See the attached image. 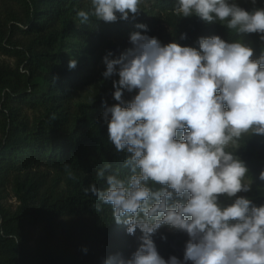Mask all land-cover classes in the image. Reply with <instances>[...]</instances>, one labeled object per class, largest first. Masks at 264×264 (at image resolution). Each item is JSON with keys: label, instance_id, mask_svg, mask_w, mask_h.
Instances as JSON below:
<instances>
[{"label": "clouds", "instance_id": "1", "mask_svg": "<svg viewBox=\"0 0 264 264\" xmlns=\"http://www.w3.org/2000/svg\"><path fill=\"white\" fill-rule=\"evenodd\" d=\"M252 4L246 10L235 0H176L172 11L219 21L264 42V7ZM140 5L141 0H91V8L76 10V17L82 24L90 17L127 21ZM135 27L131 47L115 58L108 53L102 74L105 80L118 77L117 103L105 101L102 115L108 140L125 154L127 174L104 163L96 179L106 187L93 182L83 191L95 197L96 212L110 206L112 219L126 225L128 235L139 229L140 244L129 258L115 253L102 264H264V205L238 195L249 192L252 182L245 163L229 150L245 135H264V50L253 59L250 46L216 35L199 38V49L162 44L144 34L147 25ZM76 66L70 59L68 67ZM125 92L133 94L130 99ZM64 167L77 180L71 166ZM259 179L264 181V170ZM222 196L231 202L222 204ZM165 225L188 237L182 260L165 259L157 250L153 237Z\"/></svg>", "mask_w": 264, "mask_h": 264}, {"label": "trees", "instance_id": "2", "mask_svg": "<svg viewBox=\"0 0 264 264\" xmlns=\"http://www.w3.org/2000/svg\"><path fill=\"white\" fill-rule=\"evenodd\" d=\"M8 1L18 10L9 11L5 20L0 17V54L15 61L0 62V264H102L115 253L129 258L140 244V230L128 235L126 225L112 219L110 206L96 212L95 197L83 191L93 182L101 190L106 187L96 179L104 163L121 176L127 174L122 167L125 154L117 153L108 140L102 115L105 101L108 106L117 103L113 80L118 77L105 80L106 66L94 72L108 53L115 58L131 47L129 40L119 43L114 38L138 31V23L151 31L152 20L129 17L106 23L90 17L82 24L76 10H89L91 0ZM150 1L165 11L164 27L153 35L162 44L175 41L199 49V38L216 35L242 41L256 51V58L264 50L219 21L177 17L172 11L176 0ZM235 2L246 10L253 7L252 0ZM255 6L264 7V0H256ZM70 59L77 61L74 69L68 67ZM95 76L108 94L73 105ZM132 95L125 92V99ZM27 110L39 113L32 123ZM255 139L264 151V135ZM65 164L77 180L67 176ZM9 191L18 201L15 208L6 202ZM245 194L255 205H264V181L258 176ZM168 228L160 231L165 234ZM161 237H153L160 255L182 260L187 235L175 231L166 240Z\"/></svg>", "mask_w": 264, "mask_h": 264}, {"label": "rangeland", "instance_id": "3", "mask_svg": "<svg viewBox=\"0 0 264 264\" xmlns=\"http://www.w3.org/2000/svg\"><path fill=\"white\" fill-rule=\"evenodd\" d=\"M16 5L13 3L9 2L8 0H0V17L1 19L5 20L8 18V12L9 11H17ZM130 17L133 18L130 14ZM136 19H143V20H152L150 23V29L151 31H147L144 34H147L149 36H152L156 34L158 31H160L164 27V20H165V11L161 9L158 5L155 4L154 1L150 0H141V5H140V12L134 17ZM7 22H9L7 20ZM241 37L243 39L249 38L251 41H254L255 44L258 47H263L264 42H262L259 38L258 35L256 34H241ZM130 34L126 36H120L118 38H114V42H126L129 40ZM261 50V48H260ZM254 57L253 59L256 58L257 54L256 51L254 50ZM0 62H5L8 64H14L15 61L13 58L4 56L0 54ZM105 66L104 62L100 66L97 67L94 73H97L100 71L101 67ZM112 78H115L112 77ZM106 87V84L103 83V80H99L97 76L93 79L92 83L89 84L82 90L78 96L75 98L73 105H76L77 103H89L99 96L102 95H107L108 91ZM27 119L32 123L34 119L39 115L37 111H32V110H27L24 112ZM256 135L257 134H248L242 137V139L239 142V147L237 148H230V151H234V154L242 160L246 167L248 168V177L247 181L252 182L251 189L254 188L255 183H256V178L259 176L260 172L262 171V166L264 163V151H262L261 144L256 143ZM238 195H243L247 196L245 193H240ZM250 198L249 196H247ZM222 204H228L231 201L227 198L222 196L220 198ZM6 202L7 204L15 208L18 204V201L16 197L13 195V192L9 191L6 196ZM175 230H172L168 228L165 230V234H163L162 231L157 232V234L154 237L160 238L162 235H165L168 238V234H173Z\"/></svg>", "mask_w": 264, "mask_h": 264}]
</instances>
